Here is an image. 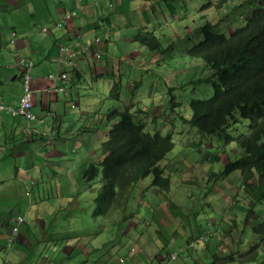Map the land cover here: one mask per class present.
Listing matches in <instances>:
<instances>
[{
	"label": "rangeland",
	"instance_id": "obj_1",
	"mask_svg": "<svg viewBox=\"0 0 264 264\" xmlns=\"http://www.w3.org/2000/svg\"><path fill=\"white\" fill-rule=\"evenodd\" d=\"M83 1L85 2L86 0ZM135 2H131V9L129 8L131 10L130 13L127 12L125 17L118 18L117 22L120 26L119 38H125L126 44L136 51L135 60L137 64L131 69L130 77L122 73L123 69H126V66L119 64L122 83L118 99H112L108 96L113 83L110 80L114 76L112 73H110L109 78L105 77L107 74L100 76L96 75L94 78L97 80L89 76L86 77L85 81L88 84L84 85L83 91H85L86 94L90 93L91 96L89 97V101H87L88 97L84 98L82 96L79 104L80 110L84 111V113L89 116L87 119L83 117L82 122H79L75 129L80 127V124L83 123L90 127L88 128L90 131L86 133V136L88 135L90 137L87 141L99 142L107 137L108 130L113 124L119 121L118 114H115V117L111 118L110 116V118H107L106 114H108L109 111L116 110V112H118L126 107L130 111L138 110L137 115L139 117L142 116L140 117V121L145 125V130L151 133L155 131L162 134L170 133L172 136L174 146L161 161L165 169L167 170L175 166L178 172V163H176L178 161L183 162V164L179 165L180 168L192 169V172L182 171L176 176L173 174L170 184V189L174 192L175 200H181V207L179 208L183 215L182 219L190 223L197 221V223L202 224L205 220L207 221L204 224L216 223V226L212 227L214 231L210 232H215L218 228L221 229L220 233H216L209 239L208 244L210 248L207 251V256H199L196 259L197 262L199 264H264V239L261 240L260 235H257L251 230L252 222L258 223L264 219V197L260 201H257L243 191L244 188L242 186H237L238 183L241 185L239 171H234L227 176L219 177L217 180H214L213 177H207V173L209 174L211 171H220L228 159H235L242 154V150L236 147L237 145L234 141H229L228 143L224 142L223 133L225 132L230 135L245 133L248 130L247 121L241 119L238 113H235L237 117L236 124L229 122L224 129L220 130L222 136H219L217 132L210 134L201 133L196 130L195 127L190 126L180 118V116L188 118L191 115V110L188 107L189 99L207 98L211 96L213 92L211 81H197V79H201L204 74H206L204 77L207 75L210 76V69L201 62V59L190 58L186 54V49L202 38L201 27L209 23L211 30L229 34L233 29L243 24L244 19L250 15L252 9L260 5L261 0H227L225 2L221 0H135ZM206 3L207 7L202 8ZM81 6H83V4L79 7L80 12L83 10ZM22 7L26 9L31 6L23 5ZM49 8L51 12H54L55 5L51 4ZM1 16L4 17V13H1ZM135 29L136 31L132 38L131 34ZM141 29L143 31L151 30L154 32V35L160 42L159 49L152 50L139 43L137 34ZM4 31H6L5 28ZM113 46V52L117 55L116 58L127 54L123 51V44L120 41L115 42ZM80 59H84L82 54L80 55ZM123 59L122 57L121 62L125 60ZM95 63L100 65V71L104 68V62L101 60ZM41 71H43L42 68ZM30 73L28 86L32 93L34 91L32 85L34 77H44V73L34 71V67L31 68ZM200 76L202 77L200 78ZM50 80L53 85L54 81L52 79ZM81 82V84H84L83 79ZM130 87H132V90H130ZM169 89H171L170 92ZM171 96L173 97V101L179 102L178 105L172 107ZM0 97L6 105H17L16 103L13 104V102H5L4 100L8 101V97ZM95 97H97V99H95ZM33 110L42 112L44 116L46 114L45 110L40 107L39 97ZM50 110L56 111L54 102H51ZM35 117L37 121H43V119H38V117L41 118V116L36 115ZM52 121H54L55 126L57 124L56 120L53 118L47 120V122L50 123ZM77 121L78 118L76 122ZM72 125L73 124L69 125V130L72 128ZM65 129L66 127H64L63 130L60 128L62 134L60 143L65 146L70 141V143H68L70 149L75 142H73L74 138L70 137L72 133H67ZM83 131L86 132L87 129L84 128ZM73 132H75V130H73ZM44 133L46 140L49 141V139H47V132ZM55 138L57 139L59 137L57 136ZM73 147L76 148V146ZM61 150L65 151L63 145ZM42 151L44 152V149H42ZM215 151L219 152L218 161L207 160V152L214 153ZM66 156L72 165L74 173L79 171L72 176L69 170V173L65 174L66 179L64 180V178H62L60 180L62 194L55 187L49 191V194H46L47 190L43 185L47 182L37 186L36 179L38 178H31V181L28 180L27 184L24 185L21 196H12V191H14L13 185L15 184V188L17 189V182H7L4 188V194L6 195L5 200L8 201L10 197H13L18 204H24L29 208L27 211H24L26 215H23L27 217H25L27 224H32L39 230V238L42 237L43 239H49L51 242H55L56 239L65 240L69 237V239L74 242V239L79 237L72 231L75 226H92V228H98L101 225H104L105 234L101 235V237H106L109 228H111L110 222L114 220L113 217L115 215L116 221L120 222V210L111 212L109 217L93 216V198L97 195L95 191L96 185L98 188L100 187V174L97 176L96 182L87 187L82 178L83 164L79 162L77 154L68 152ZM74 158L78 159V161L74 162ZM63 164L64 163L61 165ZM43 167L45 168V164ZM32 168L37 169V167ZM60 169L67 170L65 166H60L59 170ZM12 174L13 173H11V175ZM19 174L24 176L23 172ZM46 174L51 175L49 171ZM237 174H239V176ZM33 177H35V175H33ZM184 178H187L191 183L185 184L183 181L181 182ZM150 181L151 176L148 175L133 184L129 199L131 207L138 204L135 198H137L140 191L145 186H149L147 184ZM208 181L211 182L209 186ZM33 184L34 186H32ZM31 188H33V190ZM238 189H240L241 193H238ZM16 192L17 191H15L14 194H16ZM166 193L168 194V192ZM226 195L227 198L225 197ZM232 201L236 205L232 207L233 209H230L231 213H236L238 215L236 224L234 225L223 222L221 218V215L225 210H228ZM140 206H142V204H140ZM160 206L161 209L159 212L163 211V208H166L163 202H160ZM248 206L252 207L250 216H256L253 220L243 221L247 209L241 213V208H248ZM127 209L132 210V208ZM34 215H38V218L42 220L40 223L43 225L39 226L40 229L37 224L34 223ZM125 216L127 222L131 226H134L136 222L140 221L138 218L127 216V214ZM197 216L199 218H197ZM109 218H111V221H109ZM98 224H100V226H97ZM131 226L129 228H131ZM119 229L126 230V227L125 225H120ZM25 231L27 232L26 229ZM167 231H169V229L164 230V232ZM185 231L189 232V228H185L184 232ZM232 231L237 232L233 234L234 232ZM177 232V241H185L184 235L179 228H177ZM219 241L221 244H219ZM129 245L131 246L133 244L129 242L128 246ZM227 247L230 248L232 252H235L233 255L235 260L217 262L211 259V253L218 254L219 257L223 258L225 255L222 253L223 249L226 253H229ZM252 247L255 248L251 253L244 255L243 259L246 260L256 251L258 253V255L256 253L258 260L255 259L253 261L244 262L236 260L238 257L236 253L247 252ZM1 251L2 250H0V253H2ZM122 254L127 255V249L124 251L117 249L114 260L111 259L110 262H117V257ZM128 260L129 258L127 261ZM152 263L154 264L155 261ZM181 263L193 264V260L181 256L180 259L171 264ZM126 264H128V262H126ZM138 264L144 263L139 262ZM155 264H157V262Z\"/></svg>",
	"mask_w": 264,
	"mask_h": 264
},
{
	"label": "crops",
	"instance_id": "obj_2",
	"mask_svg": "<svg viewBox=\"0 0 264 264\" xmlns=\"http://www.w3.org/2000/svg\"><path fill=\"white\" fill-rule=\"evenodd\" d=\"M112 2V10L107 13V16H105L101 15L99 8L92 9L86 6L83 1L82 4L84 7H82V9L83 11L85 10V13L79 12L80 15L78 18L72 19V21L59 27L54 25L55 21H58L65 12L76 8L78 6L77 0H0V96H2V98L8 97V101L4 100L5 102L18 104V99L21 97L20 93L22 94V83H20L22 82V77L20 78V66L16 65V61L21 54L24 58L28 55L26 58L36 61H33L34 71L44 73V77H34L32 82L34 91L32 92L31 104L32 107H35L39 97L40 107L46 112L44 116L42 115V112L34 111L31 107L35 116H41V118L38 117V119H43V121H37L35 118L30 122V125L40 133L37 134L36 132H33L35 134L32 133L29 135L23 133V127H25L27 123L24 118L12 117L8 113L7 115L4 114L6 112H0V250H2V253H0V264H86L88 261V264H114L115 262H110V260H114L117 249L122 251L127 249V255H119L115 264H126L128 258H130L128 264H138L139 262L152 264L154 261L157 262V264H163L166 261L165 259L168 258L170 251L177 250L179 247H183V251L179 252V256L170 261L169 264L177 261L181 256L193 260V264H199L196 259L201 255L207 256V251L209 250L210 245H207V242L199 238V235L204 228L203 224L207 220L202 224L197 223V221L191 223L184 221V219H182V212L179 208L181 207V200H175L174 192L170 189V186L167 190L163 191H159L157 188L142 189L137 198H135V200L139 202V205L142 204V206L135 211L126 208L123 213L120 212V216H125L127 214L130 217L138 218L140 221L136 222L134 226H131L127 220L117 222L115 215V220H113V223L111 224V229L113 230H110L109 228L106 237H101V235L105 234L103 228L104 225L100 226V224L97 225L100 226L98 228H92V226H80L81 228H79L75 226L72 231L79 237L74 239V242L71 241L69 237L65 240L56 239L55 242H51L49 239H43L42 237L39 238V230L32 224H27L26 221L19 225V231L17 234L11 233L12 224L10 217L16 214H26L24 211L29 209L24 204H18L15 198H13L14 196H21L23 187L27 184L28 180L31 178H38L36 179L37 186L41 183L47 182L43 185L46 187V194H49V191H51L53 187L59 190L62 194L60 180L62 178H64V180L66 179L65 174L69 173V170L71 171L72 176L79 171L78 170L74 173L66 153L77 154L79 162L83 164V169L91 163L98 164L103 157L104 152L100 147L103 140L99 142H88L87 140L90 137L88 135L86 136V133L90 131L88 129L90 127H87L83 123L80 127L76 129L75 127L79 122H82L83 117H86L87 119L89 116L88 114H85L84 111L80 110L79 104L82 96L84 98L88 97L87 101H89V97L91 96L90 93L86 94V92L83 91L84 85L88 84L85 81L86 77L89 76L90 78H94L96 75L100 76L107 74L105 77L109 78L110 73H112L114 78L112 77L110 79L111 82H118L121 87V68L119 64L126 66V69H123L122 73L128 77L131 76V69L137 64L135 60L136 51L126 44L125 38H119L120 26L117 22L118 18L125 17L127 12L130 13L131 2H135V0H112ZM51 4L55 5L54 12H51L49 8ZM23 5H30L31 7L25 9L22 7ZM1 13H4V17L1 16ZM110 24L112 25L110 26ZM42 27H46L47 31H42ZM4 28L6 31H4ZM135 31L136 29L131 34L132 38L134 37ZM13 32L14 35H11ZM97 36L100 37V41L93 43V39ZM17 37H19L18 41L16 40ZM14 40H16V42H13ZM65 40H69L73 43L80 40L79 43H82L83 46L89 48H87L85 52L84 59L78 60V63H80L78 64L79 69H77L74 75L71 76L65 91L59 92L52 89V82L47 77V72L54 71V73H56L58 65L55 62H57L58 58V44ZM117 41H120L123 44V51L127 53L118 58H116L117 55L113 52V44ZM13 43H16L17 45L13 46ZM90 44L95 47H92ZM90 46L93 51H99L100 54L103 53L102 55L104 56L101 55L99 59L95 58L90 50ZM12 48H14L13 51ZM122 57L125 60L121 62ZM98 60L104 62V68L101 71L100 65L95 63ZM41 68L43 71H41ZM82 79L84 84H81ZM130 90H132V87H130ZM70 92L71 95L69 94ZM58 94L61 95L59 96ZM95 99H97V97H95ZM51 102H54L56 111L50 110ZM49 118L56 120L57 124L54 126V121L47 124L49 123L47 122ZM77 118L78 121L76 122ZM136 119L141 122L138 115ZM70 124L73 125L69 130L68 127ZM64 127H66L65 131H67V133H72L70 137H74L73 142L75 143L70 149L68 145L70 141L65 146L60 143L62 135L60 128L63 130ZM84 128L87 129V131L81 132ZM73 130H75V132H73ZM44 132H51L52 138L49 141L46 140L45 136H42L45 135ZM57 136L59 138L55 139ZM37 137L42 140H38ZM30 142H32V144ZM62 145L65 151L61 150ZM6 146L8 149H6ZM73 146H76V148ZM42 149H44V152ZM11 159L13 161H11ZM73 160L74 162L78 161L76 158ZM62 163L64 164L61 165ZM176 163H178L177 165L179 167L178 172L176 171L177 168L175 166L166 170L165 166L160 162L164 173L170 177V180H172L173 174L176 176L182 171L192 172L191 168H180L179 165L183 164V162L178 161ZM44 164L45 168L43 167ZM60 166H65L67 170H59ZM32 167H37V169H33ZM48 171L51 175L46 174ZM20 172H23L24 176H21L19 174ZM211 172H209V174L207 173L208 178L213 176L211 175ZM11 173L13 174L11 175ZM33 175H35V177H33ZM237 175L239 176V174ZM182 181L185 184L191 183L187 178L182 179L181 182ZM7 182H17V189L14 184V191H12L13 197H10L8 201L5 200L6 195L4 194V188ZM210 183L211 182L208 181V186ZM15 191H17L16 194H14ZM95 191L98 192L97 185ZM166 192H168V194ZM238 193H241L240 190ZM225 197L227 198V195ZM160 200L163 202L164 206H166L161 212H159L161 209ZM235 205L236 204L232 201L228 210H225L221 215L223 222H228L231 225L236 224L238 215L236 213H231L230 210L233 209L232 207ZM128 208H132L131 205H129ZM244 210L245 208H241V213L244 212ZM248 213H250V211H248ZM255 216L256 215H254V217ZM197 218L199 217L197 216ZM33 220L38 228L40 225H43L40 223L42 220L38 218V215H34ZM109 221H111V218H109ZM120 225H125L126 230L119 229ZM130 226L131 228H129ZM177 228L181 230L185 241H177ZM185 228H189V232H184ZM165 229H169V231L162 232ZM127 241L133 245L127 247ZM190 242H192V245H190ZM219 244H221V242H219ZM114 246H116V248L118 246V248L116 249ZM254 248L255 247H252L249 251L244 253H236L238 256L237 260L239 262L249 261L247 259L250 257L255 260L256 251H254L246 260L243 259V256L251 253ZM228 251L229 253H226L224 249L222 250V253L225 254L224 256L229 257L235 253L232 252L230 248H228ZM218 257V254L211 253L212 260L215 261ZM84 258L87 261L83 260ZM88 258L91 260H88ZM221 259L219 261H223V258ZM230 259H234V257L231 256ZM80 260L83 262H80ZM256 260H258V258Z\"/></svg>",
	"mask_w": 264,
	"mask_h": 264
},
{
	"label": "trees",
	"instance_id": "obj_3",
	"mask_svg": "<svg viewBox=\"0 0 264 264\" xmlns=\"http://www.w3.org/2000/svg\"><path fill=\"white\" fill-rule=\"evenodd\" d=\"M204 7H207V3L202 6ZM109 9L105 11H110ZM201 35L199 41L186 49V54L190 58L201 59L209 69L211 68L210 76L197 81H211L212 96L189 99L191 115L188 118L183 116L180 118L190 126L197 127L196 130L201 133L217 132L219 136H222L220 130L229 122H237L234 113H238L241 119L247 121L248 133L238 135L223 133L224 142L234 141L236 147L243 149V153L235 159H228L222 169L211 172L213 176L210 177L219 178L239 171L243 191L260 201L264 197V1L261 0L260 5L252 9L243 24L229 34L211 30L207 23L201 27ZM137 40L152 50L160 47L159 40L151 30H139ZM120 88V84L114 82L108 96L118 99ZM178 103L173 101L172 107ZM137 111H130L126 107L121 111L111 110L106 114L107 118L118 114L119 121L112 125L106 139L100 144L104 152L101 161L98 164H89L82 171L87 187L94 184L100 174V187L92 205V215L95 217L100 215L107 217L111 212L118 210L123 213L130 205V190L133 184L145 176L150 175L151 181L149 186L143 189L157 188L163 191L170 186V177L164 173L160 162L174 146L172 136L170 133L162 134L158 131L151 133L145 130V125L136 119ZM218 155V151L207 152L206 158L218 161ZM258 184L260 188L257 187ZM136 202L138 204L133 206L131 211L140 207L139 202ZM251 208V206L245 208L247 211L243 221L253 218L250 216L251 213H248ZM125 220L126 216H120V221ZM203 226L202 231H207L203 234L206 236L204 241L208 245L209 239L220 233L221 229L210 232L214 231L212 229L216 226L214 222ZM251 230L259 234L263 240L264 219L258 223L252 222ZM223 258V261L235 260L230 259V256ZM220 259L218 257L215 261L218 262ZM247 260L251 261L254 258L250 257Z\"/></svg>",
	"mask_w": 264,
	"mask_h": 264
},
{
	"label": "built area",
	"instance_id": "obj_4",
	"mask_svg": "<svg viewBox=\"0 0 264 264\" xmlns=\"http://www.w3.org/2000/svg\"><path fill=\"white\" fill-rule=\"evenodd\" d=\"M75 12L69 15L63 16L57 25H61L66 19L70 18ZM84 50L78 47V44H72L71 42L65 41L58 45V58L56 64L58 65L56 73L48 72L47 77L54 81L52 89L54 91L63 92L73 73L79 69L78 59ZM94 55L99 57V53L95 52ZM16 65L20 66L21 77L23 83V91L20 97L19 103L16 106L6 105L0 98V111H6L13 117H23L27 124L24 128V132L30 134L34 129L31 127L30 122L34 120L35 116L31 110L32 107V93L28 86V80L30 78V71L33 67V61L24 57H19L16 61ZM36 131V130H35ZM25 220L23 215H14L11 217L13 223L12 231L17 232L19 225ZM206 239V236H204ZM175 253L171 255L175 257Z\"/></svg>",
	"mask_w": 264,
	"mask_h": 264
},
{
	"label": "clouds",
	"instance_id": "obj_5",
	"mask_svg": "<svg viewBox=\"0 0 264 264\" xmlns=\"http://www.w3.org/2000/svg\"><path fill=\"white\" fill-rule=\"evenodd\" d=\"M77 2H78V6L76 7V8H73V9H71V10H69V11H67V12H65L62 16H61V18L63 17V16H66V15H69V14H71L72 12H75L70 18H68V19H66V21L65 22H62V24L61 25H57V23L61 20V18L58 20V21H56L55 23H54V25L55 26H62L63 24H66L67 22H69V21H72V19H75V18H78L79 17V15H80V11H79V7H80V5L82 4V2H83V0H77ZM85 5L86 6H88V7H90V8H99L100 9V12H101V15H105V16H107V13L109 12V11H105V9H107V8H110L111 10H112V8H113V2H112V0H86L85 1ZM110 10V11H111ZM83 11V10H82ZM81 11V12H82ZM112 24H110V26H111ZM41 30L42 31H47V29H46V27H42L41 28ZM13 35H14V32L12 33ZM65 41H67V40H65ZM65 41H63V42H65ZM100 41V37H95L94 39H93V43H96V42H99ZM68 42H71V41H69L68 40ZM60 43H62V42H60ZM59 43V44H60ZM72 44H78V47L82 50H84L83 52H82V55L83 56H85V52H86V50H87V47H85V46H83L81 43H79V42H71ZM58 44V45H59ZM91 45V44H90ZM90 50H91V52H92V54H93V56L95 57V58H100V52L99 51H93L92 50V47L90 46ZM95 52H98L99 53V57H96L95 55H94V53ZM79 59H80V56H79ZM78 59V60H79ZM34 64V63H33ZM48 73V72H47ZM74 75V73L72 74V76ZM67 87V86H66ZM66 89V88H65ZM22 95V94H21ZM20 100V99H19ZM19 103V102H18ZM32 110V109H31ZM13 117V116H12ZM19 117H21V116H19ZM36 118V117H35ZM34 118V119H35ZM27 122V121H26ZM32 122V121H31ZM27 124V123H26ZM26 126V125H25ZM32 127V126H31ZM25 128V127H24ZM24 128H23V133L24 134H27V133H25L24 132ZM33 128V127H32ZM34 129V128H33ZM36 129H34V131H32L30 134H32L33 132H36L37 134H39L40 132L38 131V130H36ZM27 135H29V134H27ZM42 136H45V135H42ZM52 138V134H51V132H49V133H47V139H51ZM210 176V175H209ZM218 178H214V180H217ZM238 186H242V184L240 185L239 183H238ZM243 187V186H242ZM240 189H238V191H239ZM16 215H18V214H16ZM20 215H23V214H20ZM12 216H14V215H12ZM11 216V217H12ZM24 216V215H23ZM109 216V215H108ZM11 217H10V219H11ZM25 222V220L22 222V223H24ZM11 223H12V221H11ZM21 223V224H22ZM12 227H13V223H12ZM18 231H19V227H18V230H17V232L16 233H14L13 231H12V228H11V233L12 234H17L18 233ZM207 231H202L201 232V234L199 235V238L200 239H202V240H204L205 239V235H203V234H205ZM192 242H190V245H192L191 244ZM183 247H179L177 250H174V251H172V252H170L169 253V256H168V258L166 259V261H165V263H163V264H169V262L170 261H172V260H174V259H176L177 258V256H178V254H179V252H181V251H183ZM173 253H175L176 255H175V257L174 258H172L171 257V255L173 254Z\"/></svg>",
	"mask_w": 264,
	"mask_h": 264
},
{
	"label": "bare ground",
	"instance_id": "obj_6",
	"mask_svg": "<svg viewBox=\"0 0 264 264\" xmlns=\"http://www.w3.org/2000/svg\"><path fill=\"white\" fill-rule=\"evenodd\" d=\"M151 2H152V1H151ZM135 3H136V2H135ZM81 5H82V4H81ZM81 7H84V6H81ZM96 9H97V8H96ZM109 10H110V9H109ZM84 11H85V10H84ZM84 11H82V12H84ZM84 13H85V12H84ZM148 13H149V12H148ZM61 15H62V14H61ZM59 17H60V16H59ZM55 22H56V21H55ZM158 25H159V24H158ZM65 26H66V25H65ZM147 26H148V25H147ZM63 29H64V28H63ZM65 29H66V28H65ZM149 29H150V28H149ZM141 30H142V29H141ZM81 32H82V31H81ZM81 32H79V33H81ZM11 35H13V34H11ZM76 35H77V34H76ZM79 38H80V37H79ZM15 39H16V38H15ZM18 39H19V37H17L16 40L18 41ZM16 40H14L13 42H16ZM61 40H62V39H61ZM9 41H10V40H9ZM79 41H80V40H79ZM79 41H78V42H79ZM81 44H82V43H81ZM14 45H17V44H16V43H13V46H14ZM91 45H92V44H91ZM11 46H12V45H11ZM3 47H4V46H3ZM92 47H95V46L92 45ZM96 47H98V46H96ZM139 47H140V46H139ZM87 48H89V47H87ZM8 49H9V47H8ZM13 49H14V48H12V51H13ZM57 49H58V48H57ZM98 50H99V49H98ZM57 51H58V50H57ZM148 51H149V50H148ZM146 52H147V51H146ZM13 53H14V52H13ZM8 54H9V53H8ZM20 54H21V53H20ZM102 54H103V53H102ZM102 54H100V57H101ZM9 55H10V54H9ZM18 55H19V54H18ZM24 55H25V54H24ZM90 55H91V54H90ZM10 56H11V55H10ZM12 56H13V55H12ZM16 56H17V55H16ZM26 56H28V55H26ZM26 56H25V58H26ZM102 56H104V55H102ZM20 57H22V54L20 55ZM129 57H130V56H129ZM56 58H57V57H56ZM125 58H126V57H125ZM132 58H133V57H132ZM27 59H28V58H27ZM34 59H35V58H34ZM97 59H98V58H97ZM30 60H31V59H30ZM119 60H120V59H119ZM123 60H124V59H123ZM198 60H199V59H198ZM32 61H35V60H32ZM195 61H196V60H195ZM195 61H194V62H195ZM35 62H36V61H35ZM37 62H38V61H37ZM115 62H116V60H115ZM196 62H197V61H196ZM201 62H202V60H201ZM33 63H34V62H33ZM55 63H56V62H55ZM203 63H204V62H203ZM203 63H202V64H203ZM36 64H37V63H36ZM78 64H80V63H78ZM112 64H113V63H112ZM112 64H111V65H112ZM199 64H200V63H199ZM53 65H55V64H53ZM113 65H114V64H113ZM200 65H201V64H200ZM15 66H16V65H15ZM35 66H36V65H35ZM13 67H14V65H13ZM15 69H17V68H15ZM112 69H113V68H112ZM210 69H211V68H210ZM110 70H111V69H110ZM20 71H21V70H20ZM208 71H209V70H208ZM52 72H54V71H52ZM104 73H105V71H104ZM203 73H204V72H203ZM212 73H213V72H212ZM16 74H17V73H16ZM18 74H19V73H18ZM108 74H109V73H108ZM207 74H208V72H207ZM30 75H31V73H30ZM205 75H206V74H204L203 77H204ZM115 76H116V75H115ZM145 76H146V75H145ZM207 76H208V75H207ZM207 76H206V77H207ZM142 77H143V76H142ZM189 77H190V76H189ZM201 77H202V76H200V78H201ZM203 77H202V78H203ZM20 78H21V76H20ZM20 78H19V79H20ZM116 78H117V77H116ZM140 78H141V77H140ZM177 78H178V77H177ZM198 78H199V77H198ZM21 79H22V78H21ZM21 79H20V80H21ZM144 79H145V78H144ZM144 79H143V80H144ZM207 79H208V78H207ZM207 79H206V80H207ZM157 80H158V79H157ZM157 80H156V82H157ZM73 81H74V80H73ZM75 81H76V80H75ZM115 81H116V80H115ZM144 81H145V80H144ZM135 82H136V81H135ZM156 82H155V83H156ZM20 83H22V82H20ZM148 83H149V82H148ZM207 83H208V82H207ZM67 85H68V84H67ZM137 85H138V84H137ZM137 85H136V86H137ZM145 85H146V84H145ZM192 85H193V84H192ZM138 86H139V85H138ZM138 86H137V87H138ZM21 87H22V86H21ZM166 87H167V86H166ZM169 87H170V86H169ZM150 88H151V87H150ZM47 89H48V88H47ZM175 90H176V89H175ZM22 91H23V89H22ZM151 91H152V90H151ZM72 92H73V91H72ZM141 92H142V91H141ZM69 94L71 95V92H70ZM20 95H21V93H20ZM58 95H59V94H58ZM60 95H61V94H60ZM60 95H59V96H60ZM55 96H56V95H55ZM81 96H82V95H81ZM211 96H212V95H211ZM211 96H210V97H211ZM18 98H19V97H18ZM201 99H202V98H201ZM57 100H58V99H57ZM172 102H173V101H172ZM63 103H64V102H63ZM10 104H11V103H10ZM13 104H14V103H13ZM12 106H13V105H12ZM67 106H69V105H67ZM32 108H33V107H32ZM32 108H31V109H32ZM133 108H134V107H133ZM133 111H134V110H133ZM164 111H165V110H164ZM235 112H236V111H235ZM1 113H4V112H1ZM4 114L7 115V113H4ZM234 114H235V113H234ZM140 117H142V116H140ZM154 117H155V116H154ZM42 118H43V117H42ZM226 119L229 120V118H227V117H226ZM232 119H233V118H232ZM154 120H155V118H154ZM149 121H150V120H149ZM235 122H236V121H235ZM249 122H250V121H249ZM24 123H25V122H24ZM224 123H225V122H224ZM224 123H223V124H224ZM231 123H232V122H231ZM231 123H230V125H231ZM47 124H50V122L47 123ZM235 124H236V123H235ZM80 125H81V124H80ZM230 125H229V126H230ZM47 127H48V126H47ZM87 127H88V126H87ZM231 127H232V126H231ZM23 128H24V127H23ZM196 128H197V127H196ZM232 128H233V127H232ZM248 128H249V127H248ZM218 129H219V127H218ZM47 130H48V129H47ZM19 131H20V130H19ZM198 131H199V130H198ZM81 132H85V131H81ZM47 133H48V132H47ZM204 133H205V132H204ZM247 133H248V132H247ZM70 134H71V133H70ZM82 134H83V133H82ZM245 134H246V133H245ZM21 136H22V135H21ZM23 136H24V135H23ZM26 136H27V135H26ZM26 136H25V137H26ZM32 136H33V135H32ZM35 136H36V135H35ZM74 136H75V135H74ZM25 137H24V138H25ZM30 137H31V136H30ZM231 137H232V136H231ZM234 137H236V136H234ZM24 138H23V140H24ZM37 138H38V137H37ZM73 138H74V137H73ZM28 139H29V138H28ZM55 139H56V138H55ZM76 139H77V138H76ZM238 139H239V138H238ZM38 140H42V139H39V138H38ZM53 140H54V139H53ZM18 141H19V140H18ZM18 141H17V142H18ZM21 141H22V140H21ZM27 141H28V140H27ZM14 142H15V141H14ZM22 142H23V141H22ZM237 142H238V141H237ZM20 143H21V142H20ZM27 143H28V142H27ZM30 143L32 144V142H30ZM31 144H30V145H31ZM33 144H34V143H33ZM27 145H28V144H27ZM40 145H41V144H40ZM42 145H43V144H42ZM82 145H83V144H82ZM6 147H7V146H6ZM6 147H5V148H6ZM13 147H14V146H13ZM33 147H34V146H33ZM240 147H241V146H240ZM84 148H85V147H84ZM6 149H8V147H7ZM6 149H5V150H6ZM14 149H15V148H14ZM31 149H32V148H31ZM72 150H74V149H72ZM85 150H86V149H85ZM87 150H88V148H87ZM242 150H243V149H242ZM13 151H15V150H13ZM90 151H91V150H90ZM241 152L243 153V151H241ZM244 152H245V151H244ZM9 153H10V150H9ZM34 154H36V153H34ZM86 154H87V153H86ZM36 155H38V154H36ZM86 156H87V155H86ZM245 156L247 157L246 154H245ZM42 157H43V156H42ZM60 160H61V159H60ZM11 161H13V160L11 159ZM49 161H50V160H49ZM172 162H173V161H172ZM168 163H169V162H168ZM260 164H261V162H260ZM41 165H42V164H41ZM54 166H55V165H54ZM170 166H171V165H170ZM176 166H177V165H176ZM174 168H175V167H174ZM178 168H179V167H178ZM29 170H32V169H29ZM26 171H27V170H26ZM26 171H25V172H26ZM257 172H258V171H257ZM244 173H245V172H244ZM244 173H243V174H244ZM257 174H258V173H257ZM260 174H261V173H260ZM249 176H251V175H249ZM49 177H50V176H49ZM58 177H59V176H58ZM246 178H248V176H247ZM249 178H250V177H249ZM252 178H253V177H252ZM257 178H258V177H257ZM257 178H256V179H257ZM192 180H193V179H192ZM34 181H35V180H34ZM52 181H53V180H52ZM251 181H252V179H251ZM263 181H264V180H263ZM253 182H254V181H253ZM261 182H262V181H261ZM262 184H263V183H262ZM35 185H36V184H35ZM57 185H58V184H57ZM258 185H259V186H257V187L260 188V184H258ZM32 186H34V184H33ZM28 187H29V186H28ZM261 187H262V185H261ZM258 188H257V191H258ZM262 188H263V187H262ZM31 189L33 190V188H31ZM25 191H26V189H25ZM255 191H256V190H255ZM259 193H260V192H259ZM36 195H37V194H36ZM237 198H239V197H237ZM161 199H162V198H161ZM235 199H236V198H235ZM162 201H163V200H162ZM37 202H38V201H37ZM39 202H40V201H39ZM39 202H38V203H39ZM160 202H161V200H160ZM40 203H41V202H40ZM157 203H158V202H157ZM38 213H39V212H38ZM110 214H111V213H110ZM25 215H26V214H25ZM124 215H125V214H124ZM100 216H101V215H100ZM127 216H128V215H127ZM129 217H130V216H129ZM113 218H115V217H113ZM143 218H144V217H143ZM8 219H9V218H8ZM8 219H7V220H8ZM246 219H247V218H246ZM9 220H10V219H9ZM114 220H115V219H114ZM8 222H9V221H8ZM104 222H105V221H104ZM117 222H118V221H117ZM9 223H10V222H9ZM112 223H113V222L111 221V224H112ZM157 223H158V222H157ZM11 224H12V223H11ZM88 224H89V223H88ZM106 224H107V223H106ZM110 226H111V225H110ZM112 226H113V225H112ZM89 227H90V226H89ZM107 227H108V226H107ZM140 227H143V226H140ZM79 228H80V226H79ZM103 228H104V226H103ZM152 228H153V227H152ZM110 229H111V228H110ZM111 230H113V229H111ZM158 230H159V229H158ZM234 230H235V229H234ZM129 231H130V230H129ZM160 231H161V228H160ZM81 232H82V231H81ZM83 232H84V231H83ZM162 232H164V230H163ZM162 232H161V233H162ZM230 232H231V231H230ZM232 232H234V231H232ZM236 232H237V231H235L233 234H236ZM111 233H112V232H111ZM161 233H160V234H161ZM73 234H74V233H73ZM92 234H93V233H92ZM126 234H128V233H126ZM162 234H163V233H162ZM165 234H166V233H165ZM230 234H231V233H230ZM257 235H258V234H257ZM81 236H82V235H81ZM92 236H93V235H92ZM99 236H100V234H99ZM110 236H111V235H110ZM117 236H118V235H117ZM127 236H128V235H127ZM164 236H166V235H164ZM230 236H231V235H230ZM234 236H235V235H234ZM261 236H262V235H261ZM227 238H228V236H227ZM232 238H233V237H232ZM251 238H252V237H251ZM6 239H7V238H6ZM12 239H13V238H12ZM82 239H83V238H82ZM96 239H97V238H96ZM158 239H159V238H158ZM253 239H254V238H253ZM8 240H9V239H8ZM115 240H116V239H115ZM235 240H236V239H235ZM68 241H69V240H68ZM68 241H67V242H68ZM103 241H105V240H103ZM132 241H134V240H132ZM76 242H78V241H76ZM127 242H128V241H127ZM161 242H162V241H161ZM235 242H236V241H235ZM9 243H10V242H9ZM9 243H8V244H9ZM14 243H15V242H14ZM14 243H13V244H14ZM90 243H91V242H90ZM92 243H93V242H92ZM111 243H112V242H111ZM128 243H129V242H128ZM151 243H152V242H151ZM159 243H160V242H159ZM13 244H12V245H13ZM64 244H65V243H64ZM95 244H96V243H95ZM234 244H235V243H234ZM236 244H237V243H236ZM12 245H11V247H12ZM86 245H87V244H86ZM93 245H94V243H93ZM116 245H118V244H116ZM161 245H162V244H161ZM6 246H7V245H6ZM121 246H122V245H121ZM155 246H156V245H155ZM251 246H252V245H251ZM114 247L116 248V246H114ZM114 247H113V249H114ZM128 247H129V246H128ZM82 248H83V247H82ZM99 248H100V247H99ZM117 248H118V246H117ZM117 248H116V249H117ZM124 248H125V247H124ZM153 248H154V247H153ZM10 249H11V248H10ZM88 249H89V248H88ZM100 249H101V248H100ZM128 249H129V248H128ZM132 249H133V248H132ZM167 249H168V248H167ZM80 250H81V249H80ZM93 250H94V249H93ZM96 250H97V249H96ZM114 250H115V249H114ZM114 250H113V251H114ZM170 250H171V248H170ZM69 251H70V250H69ZM82 251H83V249H82ZM165 251H166V249H165ZM171 251H172V250H171ZM171 251H170V252H171ZM129 252H130V251H129ZM137 252H138V251H137ZM138 253H139V252H138ZM68 254H69V253H68ZM75 255H76V254H75ZM81 255H82V254H81ZM86 255H87V253H86ZM134 255H135V254H134ZM73 256H74V255H73ZM105 256H106V255H105ZM178 256H179V255H178ZM231 256L233 257V255H231ZM231 256H230V257H231ZM74 257H75V256H74ZM83 257H84V256H83ZM86 257H89V256H86ZM86 257H85V258H86ZM108 257H109V256H108ZM116 257H117V256H116ZM85 258H84L83 260L87 261ZM92 258H93V257H92ZM117 258H118V257H117ZM119 258H120V257H119ZM144 258H145V254H144ZM158 258H159V257H158ZM225 258H226V257H225ZM97 259H98V258H97ZM129 259H130V258H129ZM223 259H224V258H223ZM88 260H89V258H88ZM90 260H91V259H90ZM133 260H134V259H133ZM165 260H166V259H165ZM2 261H3V260H2ZM118 261H119V260H118ZM124 261H125V259H124ZM76 262H77V261H76ZM80 262H83V261L80 260ZM88 262H89V261H88ZM88 262H87L86 264H88ZM115 262H116V261H115ZM126 262H128V261H126ZM77 263H78V262H77ZM91 263H93V262H91ZM129 263H130V262H129ZM155 263H156V262H155ZM155 263H154V264H155ZM78 264H80V263H78ZM81 264H82V263H81ZM94 264H95V263H94ZM114 264H115V263H114ZM152 264H153V263H152Z\"/></svg>",
	"mask_w": 264,
	"mask_h": 264
}]
</instances>
